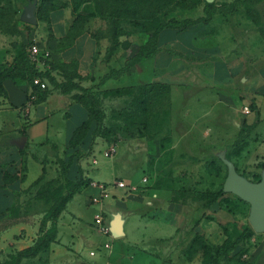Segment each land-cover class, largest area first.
I'll list each match as a JSON object with an SVG mask.
<instances>
[{
  "label": "rangeland",
  "instance_id": "1",
  "mask_svg": "<svg viewBox=\"0 0 264 264\" xmlns=\"http://www.w3.org/2000/svg\"><path fill=\"white\" fill-rule=\"evenodd\" d=\"M12 1L13 10L5 16L6 25L10 27V30L7 33L2 32L4 36L1 38V43H4V46L10 44L14 46L15 44L32 41L43 47V49L49 50L52 54L53 33L51 32V22L45 25V21L38 19V23L32 25L30 32H27L25 22L22 19V23L19 22L18 18H21L23 6L28 4V1ZM72 1L80 3L78 11L72 13L73 20L76 15L84 17L86 19V31L97 41L98 49L94 56V62L102 59V63L111 62L118 66L123 63L126 55L129 54L132 57L135 54L140 45L147 41L150 29L158 26L160 21H166L170 17L202 19L206 17L204 7L210 2L217 5L216 14L210 23L201 21L198 24L201 25L204 31H210L211 29L219 31L225 19L235 21L238 18L239 22H244L246 26L253 27L254 33L259 36L260 40L264 41V0H249L240 6L238 10H233L231 6L233 0L231 2L227 0H139L136 10L120 12L123 35L119 39L122 43H131L130 47L125 50L124 46H120L113 56L107 59L105 49L106 45H110L108 36L112 34L110 31L111 26L108 20L99 16V12L102 8L106 10L113 9L117 6L118 1L56 0L55 4L61 7L72 3ZM150 6L153 8L151 13L148 11ZM229 14L235 15L234 18L227 19L226 17ZM39 22H41L40 26ZM41 34H44V36H41ZM72 60L75 61V59ZM50 66H52V61ZM113 69L116 68H111L110 71H113ZM59 74L62 75L60 72ZM262 77L257 74L256 77L244 84L242 92H253L255 90L261 92L258 103L264 117V83L259 84V79ZM106 79L101 78L99 82L90 86L97 88L95 91L98 96V108L102 113L99 114L100 119L93 123L91 134L84 147L78 150L75 156H79L78 158L82 160L87 174L94 180L114 182L118 179H124L130 185L139 186L137 190L128 193L139 191L141 187H147L150 197L153 192L159 194V199L152 197V200L157 203H155L156 209L153 211L154 207L148 206L152 208L150 214H155L156 219L153 225L144 231L146 234V248L154 252L155 256H160L158 249H155L158 246L155 239L168 236L165 235L168 227L167 221H171L172 215L168 212L167 207L171 202H176L181 206L178 221V247L173 250L172 254L170 253L171 242L169 243L168 251L170 254L165 256L166 262L172 264L214 263L215 253L212 252L211 256L204 253L205 246H216L222 244L226 239L232 241L244 228L247 226L252 227L249 220L250 204L236 194L224 190L228 166L218 154L225 151L226 157L237 163L243 176L251 181H257L261 179L263 171L264 144L256 147L245 146L240 152H236V142L241 139V136L245 137L246 125H242L240 128L235 122H228L227 120H231L229 114L226 117L222 115V118L225 117L226 121L218 123L212 119L214 115L211 114L200 121L201 124L206 123L213 127V129L206 131L208 136L205 143L186 145L182 143V140L179 144L176 139L175 141L178 144L174 145L178 130L173 128V111L176 110L175 112L178 114V110H181V108L176 107L175 102L178 103V97L176 93H173L172 88L167 93L156 94L146 103L141 99H136L135 96L138 95V90L132 91L129 93L130 95L104 94L102 91L105 88H102V84ZM131 83L135 85L143 84L134 83V81ZM125 84L133 85L130 84V81L124 82L121 80L112 82L111 86ZM248 102L249 99L238 100L239 109ZM51 108L54 109L55 107L51 106ZM62 111H57V114L50 120L47 137L53 142L65 145L70 128L72 129L77 123L69 122L67 118L62 116ZM13 115L17 117L16 114ZM221 126L226 127V130L216 129ZM263 129L264 123L261 124L259 132H264ZM248 136L254 137L253 133L250 132ZM209 142H216L217 145ZM112 145L116 146V152L111 157H106L104 152ZM179 151H182V154H178ZM94 158L97 159V163H93ZM31 167L29 181L36 178L39 172L37 162L31 161ZM259 173L260 177L258 179ZM146 175L149 176L148 183L142 181ZM67 179L69 178L65 174H61L50 178L46 184L49 183V187L57 192L56 195H63L67 192ZM46 184L44 185L46 186ZM210 190H223L224 193L219 202L211 207H206L205 202L199 199L198 193ZM129 197L125 196L126 199ZM88 199V193L78 194L61 215L58 223L59 227L58 224L57 227L58 235L60 228L62 242L67 246H72L75 239L76 244L80 243L83 246V259L87 264H93L98 256H104L109 252V248L105 247L104 241L111 242L115 249H118L121 244L120 241L109 235L100 234L94 228L93 218L95 214L102 212V203H90ZM23 206L21 209L18 207L13 209L10 216H5L0 220V225L13 222L18 217H22L28 222L25 228L18 231L14 237L9 238L10 242L7 245L1 246L0 237V263L13 264L16 252L19 250L13 244V239L21 238L32 245L42 235L39 230L37 231L35 225L38 222V215H43L49 207L48 204L28 201ZM71 211L82 214L83 219L75 224L76 220L71 217ZM47 225L49 227L50 223ZM256 233L257 235L260 234V232ZM87 235H91L96 239L93 245L89 244L86 239ZM259 240L254 237L244 240L238 249L230 252L227 259H223L217 264H257L254 257L255 249L260 243ZM91 249L97 252L96 256L90 255ZM121 250L129 255H133L136 251L134 246ZM49 263H51V259H49L47 251L34 257L22 258L20 262V264Z\"/></svg>",
  "mask_w": 264,
  "mask_h": 264
},
{
  "label": "crops",
  "instance_id": "2",
  "mask_svg": "<svg viewBox=\"0 0 264 264\" xmlns=\"http://www.w3.org/2000/svg\"><path fill=\"white\" fill-rule=\"evenodd\" d=\"M227 1L231 2V0ZM26 5L23 6L22 14ZM234 16L229 14L226 18L231 19ZM50 18L54 61L69 65L73 61L72 59H75L77 73L82 77H77L75 80L80 81L84 87H90L99 82L105 74L110 72L111 68L123 67L126 64V59L130 57L129 54L126 55L123 63L118 66L111 62L102 63V59L94 62L98 44L87 31L79 36L73 44L67 43L65 38L73 23L70 5L53 10L50 12ZM38 21L37 17V23ZM239 21L238 18L235 21L225 19L219 31L217 29L204 31L201 25H195L185 30L165 29L160 34L159 50L156 54L142 58L129 71L119 77L107 78L102 84V88H114L111 86L112 82L121 80L130 81V84H133L131 83L133 81L143 84L150 82L169 84L173 93H176L178 97V103L175 102L176 107L181 108L178 110L179 115L176 114V110L173 111V128L178 130L174 145L178 144L176 139L179 144L182 140V143L186 145L205 143L208 136L206 131L213 127L210 124H201L200 121L211 114L214 115L212 119L218 123L226 121L224 118L229 114L231 120H227L228 122H235L240 128L242 125H246L245 127L254 136L253 138L248 136L249 132L246 134L247 147L264 144V132H259L261 124L264 123L258 103L261 92L258 90L242 92L244 84L256 77L257 74L263 76L259 79V84L264 83V41L254 33L253 27L246 26L244 22ZM47 23V21L44 22L45 25ZM40 24L41 22H39V26ZM3 36L0 31V62H11L15 51L11 44L4 46V43H1ZM107 47L108 45L105 49L106 55ZM53 74L59 80L63 78L56 69H53ZM4 87L7 97L0 96V220L5 216H10L9 207L24 204L25 194L23 191L44 173V169H46L47 176H52L53 172H57L58 160L66 159L71 154L68 146L73 132L88 119L86 107L82 102L73 98L76 90L64 93L60 89H54L46 100L33 102L28 99L30 88L25 81H14L9 78L4 81ZM240 99L243 101L249 99L248 104L244 106L249 105L250 112H245L244 106L239 109L238 100ZM51 106L55 108L52 109ZM57 111H62V116L69 122L77 123L72 129L70 128L65 145L53 142L47 137L50 120L57 114ZM13 114H16L17 117H14ZM222 115L225 117L222 118ZM225 124L227 125L226 122ZM216 129L226 130V127L221 126ZM22 140H25V143L20 146ZM209 143L217 145L216 142ZM222 153L226 156L225 151H221L218 155L220 156ZM178 154H182V151H179ZM31 161L39 164L37 168L39 172L36 178L29 181ZM73 163L72 171H76L81 165L84 175L92 181L109 182L91 178L83 167L82 160L74 159ZM24 165L26 169L22 172ZM6 170L12 173H24L25 179L5 184L2 179ZM97 192V188L92 184L88 185L72 197L67 208L78 194L88 193L90 202V196ZM126 195L130 197L126 199ZM158 195L157 192H153L150 197L147 187H141L139 191L133 193H128L121 188L113 189L112 197L102 202L101 211L111 228L109 236L120 241L121 245L118 249L112 245L109 252L104 256H98L93 264H172L166 262L165 256L173 254V250L178 247L180 204L171 202L167 207L168 212L172 215L171 221H167L168 227L165 235L168 236L155 239L158 243L155 249H158L160 256H155L154 252L148 250L145 245L146 234L144 231L152 226L156 219L155 214H150L152 208L148 206L154 207L153 211L156 209V202L152 200V197L159 199ZM145 205L147 206L145 207ZM95 215L93 226L100 234H103L95 225ZM118 216L121 220L122 234L117 236L112 227ZM42 217L43 215H38V222L35 225L37 231ZM71 217L76 220V224L84 216L76 211H71ZM27 223V220L18 217L13 222L0 225L1 246L7 245L10 242L9 238L14 237L18 231L25 228ZM254 238L260 239L259 246L255 249L254 261L257 264H264V232L255 235ZM86 239L91 245L96 242V239L91 235H87ZM12 242L18 249L31 244L21 238H15ZM170 242L171 251L169 253ZM131 246H134L136 250L133 255L121 250ZM82 249L83 246L80 243L76 244L75 239L72 246L65 245L62 242L59 228L58 241L52 243L47 251V255L51 259L49 264H87L83 259ZM90 255L96 256L97 252L91 249Z\"/></svg>",
  "mask_w": 264,
  "mask_h": 264
},
{
  "label": "trees",
  "instance_id": "3",
  "mask_svg": "<svg viewBox=\"0 0 264 264\" xmlns=\"http://www.w3.org/2000/svg\"><path fill=\"white\" fill-rule=\"evenodd\" d=\"M29 1V0H26ZM118 4L111 10L101 9L99 12V16L102 19H106L110 23V31L112 34L107 38L110 40V45L107 47V59H110L114 52L120 47L124 46L125 50H128L131 43L125 42L122 43L119 39L121 35H123L122 25L120 24V12L126 10H136L139 5V0H117ZM249 0H233L231 2V6L233 10H238L240 6L244 5ZM56 0H41L38 4L37 9V17L40 20L51 22L50 12L56 10L58 8H63L65 6L70 5L72 8V13H75L79 9L80 3L75 1L72 3H68L64 6H57L55 4ZM217 5L213 2L207 3L204 7V11L206 13V17L202 19H192V18H184L178 19L174 17L167 18L166 21H160V24L152 29H150L149 37L145 43L140 45L135 54L132 57H128L126 59V64L119 68L113 69L109 73L103 76L104 78H109L111 76H117L123 74L130 70V68L137 63L142 58L151 57L156 54L159 50V37L160 34L165 29H177V30H185L189 27H193L198 25L201 21L203 23H210L216 14ZM13 10V1L12 0H0V31L8 32L10 27L6 25L5 16L8 12ZM153 8L148 7V11L151 13ZM146 11V9H145ZM157 16V14H156ZM18 21L22 23L21 18H18ZM17 22V20H16ZM25 29L30 32L31 24L24 23ZM86 19L81 15H76L74 17L73 23L67 33L66 40L67 43L73 44L75 40L86 32ZM32 43H20L15 44L14 48V58L11 62H0V96L7 97V91L4 87V81L6 79H13L14 81L23 80L25 81L29 88L28 99L33 102H41L46 100L48 95L54 89H60L64 93L72 92L76 90L73 94V98L79 102H82L83 105L88 110V119L85 120L80 126H78L69 141V149L71 150V154L66 159L58 160V169L57 172L52 176H47L46 169H44V173L33 182L28 188H26L23 193L25 194L24 204L15 205L8 208L9 213L13 211L15 208H23V205H26L28 201L34 202H44L48 204V209L43 213V217L40 221L39 231L42 233L38 240L34 242V244L30 245L27 248L19 249L16 252V256L14 258L13 264H20L22 258L37 256L38 254L48 251V248L52 243L58 241V221L63 213V211L67 208L68 202L72 199V197L81 192L85 187L91 184L92 180L84 175V169L81 165H79L76 171H72L71 167L73 166L74 159H77L79 156L75 154L78 150L84 147L89 135L91 134L93 123L100 119L99 114L102 112L99 111L98 108V96L96 95L97 88L94 87H84L80 84V81H76L75 78H82L78 75L76 70V61H72L69 65L64 64L62 62L54 61L53 57L52 66L47 70L38 69L29 59L28 56V47ZM53 59V60H52ZM53 69L58 70L62 74V79L59 80L55 74H53ZM40 78L42 82L46 84V87H41L40 83H36V79ZM51 85V87H50ZM171 86L166 83L160 82H150L144 83L140 85H128L114 88H105L103 89L104 94L111 95H124L131 93L132 91L138 90L139 93L136 99H141V101H145L146 103L156 94L158 93H167L171 89ZM34 98V99H33ZM140 101V103H141ZM147 112V111H145ZM148 113V112H147ZM249 132V129H246V133ZM245 133V137L241 136V139H238L236 142V152H240L247 144V135ZM237 171L240 173L239 166L235 162ZM76 167V166H75ZM264 168V163L262 164ZM26 166H22V172H24ZM76 169V168H75ZM61 174H65L67 181V192L63 195L57 194L54 189L49 187L48 180L55 176H59ZM241 174V173H240ZM260 177V173L258 179ZM25 179L24 173L10 172L8 170L3 173V182L5 184H11L18 181H23ZM260 180V179H259ZM257 180V181H259ZM254 181V182H257ZM46 184V186L44 185ZM223 190L219 191H201L198 193L199 199L203 200L206 204V207H211L213 204L219 202L222 198ZM31 194V195H30ZM31 197H30V196ZM30 197V199H29ZM46 216V217H45ZM48 223L50 226L48 227ZM257 233L250 226L244 228L235 239L228 240L226 239L222 244L216 246H205L204 253L211 256L212 252L215 253L214 263L217 264L223 259H227L230 256V252L238 249L240 245L244 242V240L250 239L254 237ZM231 241V242H230ZM230 242V243H229ZM4 264V263H0Z\"/></svg>",
  "mask_w": 264,
  "mask_h": 264
},
{
  "label": "water",
  "instance_id": "4",
  "mask_svg": "<svg viewBox=\"0 0 264 264\" xmlns=\"http://www.w3.org/2000/svg\"><path fill=\"white\" fill-rule=\"evenodd\" d=\"M37 9L38 0H29L21 16L22 21L31 25L37 24ZM24 143L25 140H22L20 146ZM220 157L228 166L224 190L236 194L250 204V223L256 232H264V168L261 179L254 182L240 174L235 163L229 160L224 153L220 154ZM112 229L117 236L122 234L119 216L114 221Z\"/></svg>",
  "mask_w": 264,
  "mask_h": 264
},
{
  "label": "built area",
  "instance_id": "5",
  "mask_svg": "<svg viewBox=\"0 0 264 264\" xmlns=\"http://www.w3.org/2000/svg\"><path fill=\"white\" fill-rule=\"evenodd\" d=\"M51 52L49 50L43 49V47L39 46L37 43L32 42L28 47V56L30 61L40 70H47L50 69V56ZM52 55V54H51ZM36 83H40L41 87H46V84L41 81L40 78L36 79ZM245 112H250L251 108L249 105L244 106ZM116 152V146L112 145L108 150L104 152L106 157H111ZM97 159H93V163H97ZM142 181L144 183L149 182V176L146 175L143 177ZM92 186L97 188L98 192L96 194H92L90 196V203H102L105 199L112 196L113 189L121 188L124 189L126 192H130L132 190H137L139 186L137 185H130L125 182L124 179H118L114 182H100V181H92ZM95 225L99 229L101 233L104 235L111 234V228L109 223H107L104 214L97 213L95 215ZM105 247L111 249L112 244L111 242H106ZM94 254V252H92Z\"/></svg>",
  "mask_w": 264,
  "mask_h": 264
}]
</instances>
